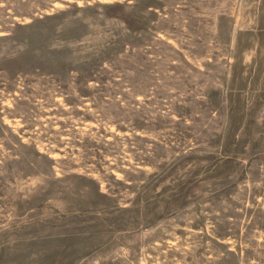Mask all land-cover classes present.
Wrapping results in <instances>:
<instances>
[{
  "label": "rangeland",
  "instance_id": "rangeland-1",
  "mask_svg": "<svg viewBox=\"0 0 264 264\" xmlns=\"http://www.w3.org/2000/svg\"><path fill=\"white\" fill-rule=\"evenodd\" d=\"M0 264H264V0H0Z\"/></svg>",
  "mask_w": 264,
  "mask_h": 264
}]
</instances>
